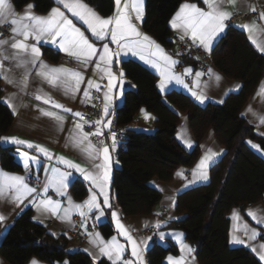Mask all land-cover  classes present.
<instances>
[{
    "label": "trees",
    "instance_id": "1",
    "mask_svg": "<svg viewBox=\"0 0 264 264\" xmlns=\"http://www.w3.org/2000/svg\"><path fill=\"white\" fill-rule=\"evenodd\" d=\"M17 9L26 4L35 5L38 13H47L54 0H11ZM103 17L115 10L114 0H83ZM186 0H146L143 30L164 48L174 47V34L170 21L178 7ZM195 1V0H192ZM44 56L58 62L61 55L45 47ZM214 65L227 78L242 83L238 93L230 94L222 104L200 106L181 91L162 94L158 78L147 67L135 60L121 64L126 77L133 83L116 108L117 125L124 131L125 150L117 154L118 166L112 177L115 198L127 217L152 213L161 199V193L151 187L153 179L172 180L179 168L194 166L201 154V142L213 131L227 153L210 170V182L181 193L177 198L178 219L167 227L180 230L186 240L196 247L200 264H262L245 247L233 248L229 243V212L232 208L244 209L264 197V159L250 146L256 143L264 150V138L242 116V110L264 79V56L251 44L246 33L230 26L212 52ZM0 78V138L9 132L14 115L2 101ZM145 108L156 117L153 133L131 128L139 111ZM187 115L191 131L197 141L194 149L185 150L176 134L181 117ZM13 147L0 145V165L11 173H21L23 167L15 159ZM71 192L83 200L87 188L76 181ZM99 228L106 237L114 234L108 215ZM70 240L53 236L47 228L32 218L31 210L22 213L9 228L0 243V256L8 264H28L37 258L49 264L68 261L69 264L95 263L83 251L70 252ZM174 244L162 246L154 242L147 252L149 264H166L169 254H177Z\"/></svg>",
    "mask_w": 264,
    "mask_h": 264
},
{
    "label": "snow or ice",
    "instance_id": "2",
    "mask_svg": "<svg viewBox=\"0 0 264 264\" xmlns=\"http://www.w3.org/2000/svg\"><path fill=\"white\" fill-rule=\"evenodd\" d=\"M58 5H62L67 9L71 16L76 20L82 22L95 41H102L103 44L98 48L95 42L90 41V38L85 35V31L78 27L73 19H70L60 7H54L49 14L45 16H37L32 13L35 7L33 4H28L25 14H17L10 0H0V24L10 22L13 27L11 29L12 39L0 40V78L5 79L9 84H14L24 92L28 86V78L31 75V68H36V76L41 78L50 87L56 89H63L64 94H71L75 96L80 92L81 85L85 83V77L80 71L71 70L63 66L59 68L51 67L44 63L40 57L42 55L40 45L42 42H51L56 45L61 51L67 55L74 57L80 64H83L85 69L94 61V68L96 71L102 73L100 79L107 78L106 91L103 93L104 99V116L109 115L110 107L113 102V95L122 94L124 85V72L121 70L117 73L113 72V60L116 58V63H119L121 53L133 57H139L145 64H149L152 68L156 69L161 75V83L159 85L163 91L169 83L175 81L176 84L182 85L184 88L189 89L191 95L196 98L201 104L205 102L208 97L204 91L197 92L190 88L184 81V76L192 74L191 68H185L183 76L177 75L173 71L174 67L179 61L173 59L170 55L147 35L142 34L137 26L132 22L135 14L137 21H142L143 17V0H115L116 10L111 17L103 18L98 15L82 0H56ZM207 10H203L196 4L184 3L180 6L179 11L176 13L173 20L170 22L173 29H179L182 32L180 39L183 40L185 36L189 37L194 44L201 46L205 51H209L213 43L217 41L225 28V21L230 19L232 13L224 10L225 3L235 4V0H203ZM256 9L253 7L252 11ZM259 19L264 20V12L259 14ZM246 31L252 33L255 29L254 23L245 24L242 26ZM252 43L256 45L257 49L264 53V44L258 43L252 35L249 36ZM32 40L34 43H29ZM109 43L117 46L116 51L109 47ZM5 46L15 50L9 53ZM147 53V56L145 55ZM8 60L10 63L14 62V67L24 68L23 78L16 81L13 77L7 75L9 69L4 68L3 61ZM31 65V68L28 66ZM38 65V67H37ZM210 76L214 75L216 82L221 80L218 74H214L212 69H208ZM204 75L202 72L195 73V87H200V78ZM87 87L84 89L81 103L90 101L93 97L90 94V89L95 88L97 92L101 91V85L95 80L89 79L86 81ZM206 87V85H205ZM239 88L240 86H236ZM258 94L264 95V85L261 86ZM35 99L42 101L44 104H51L56 109H61L64 112L72 113L73 116L78 117L84 123L76 122L75 129L79 130L78 134H74L70 139L72 143L81 147V151L86 155L90 161H101L94 163L91 168L82 167L80 164L65 158L64 156L56 157L58 163H62L67 169L74 170L83 176V179L90 182V196L83 204H75L68 198L69 208L61 209L59 201H53L47 196L49 187H54L56 192L60 195H65V190L68 188L73 171H61L58 168L52 169L53 177L45 184L43 193L37 194V199L30 201L37 209L38 212L51 213L57 219L71 224V210H76L82 221H86L88 214L96 211V221H100L104 217V208H110L108 187L111 179L113 169V161L111 158V151H115L116 135L111 134L112 145L108 146L100 141V147L94 145L89 139L90 136H103L104 132L102 127L111 126V120L105 123L103 119L95 121V132H84V124L90 122L85 119L81 112H72V109L65 107L63 104L56 102L51 95L44 93L43 89H37ZM5 103L13 108L15 114L16 108L12 103L10 97L5 98ZM94 107V105H93ZM143 111V110H142ZM249 111L251 109L249 108ZM42 115L51 117L58 122L59 126L63 125L64 117L52 111L41 110ZM145 119H149L145 114ZM260 124L264 125V118L260 119ZM179 138V137H178ZM8 143L14 145H24L28 149H35L36 152L43 154L47 159H53V155L49 149L40 145L34 144L29 141L18 139L16 137L0 138ZM85 142H87L85 144ZM186 147L191 148L193 142L190 139H184ZM251 143V141H249ZM252 147L259 150V146L252 144ZM223 154L220 152L208 149L206 154L199 160L196 169L193 171V180L190 183H195L196 180L207 181L209 179L208 170L216 159ZM21 156L24 157V168L29 169V162H38V157L30 155L28 152H22ZM118 164V161L116 162ZM47 171V170H46ZM182 176L183 173H177ZM187 187V185H185ZM8 192L12 193L11 199L19 206L23 203L24 199L36 193L35 188L29 187L26 183V177L18 175H8L0 171V199L5 198ZM98 196L103 197L102 204L98 200ZM175 201H173V206ZM87 209V212L83 211ZM62 211V215L60 214ZM159 215V213H157ZM256 223L264 225V213L249 210L247 213ZM112 220L115 223L116 230L119 236L131 245V254L136 258L135 261L131 259H124L125 244L120 243L116 236L111 237L110 240L105 241L99 233L90 234L89 243L93 247L99 249V255L106 257L111 264H143V256L141 245H146L148 239H141L139 243L133 239L130 230L119 219L118 213L113 211L111 213ZM234 219H239V216L233 213ZM5 216L0 215V221H3ZM147 226V225H146ZM81 227L87 231L86 223H82ZM155 227L159 229L161 224L157 222ZM238 230V229H237ZM244 235L248 237V241L255 240L260 235L255 229H249L247 224L243 225ZM160 240L166 238L165 234L161 232ZM177 243L180 244L182 256L179 259L168 258V264H187L186 257L191 255L193 249L184 244L181 240L183 234H169ZM248 241L232 235V244H243L250 246ZM251 250L257 254L259 260L264 264V243L252 247ZM90 255L93 253L89 252ZM97 257L94 256V259ZM195 257H192L194 260ZM32 264H37L35 260ZM67 264V262H65Z\"/></svg>",
    "mask_w": 264,
    "mask_h": 264
},
{
    "label": "crops",
    "instance_id": "3",
    "mask_svg": "<svg viewBox=\"0 0 264 264\" xmlns=\"http://www.w3.org/2000/svg\"><path fill=\"white\" fill-rule=\"evenodd\" d=\"M54 2H55V5L52 8L60 7L61 10L65 12V15H67L70 19H73V22L78 27H81L82 31H85V35L90 38V41L95 42L98 48L102 46L103 42L95 41V38L91 36V33L87 31L86 26H84L82 22L72 17L71 13H69L67 9H64L62 5H58L56 3V0H54ZM82 2L87 4L83 0ZM123 2L124 0H122V5H123ZM10 3L12 4L13 9L17 14L19 15L25 14L28 4H26L21 9H17L11 0H10ZM184 3L196 4L201 9L205 11L207 10V7L203 3V0H195V1L186 0L182 2L180 6ZM29 4H32V3H29ZM180 6L178 7L176 12L172 16L171 21L175 17L176 13L179 11ZM253 7L256 9L255 11H252ZM51 9L47 13H44V14L38 13L35 10V7L31 11L33 14L37 16L46 17L51 11ZM115 10H116V4H115ZM224 10L232 13V15L230 19L225 21V24L227 25L225 30L222 33H220V36L217 38V41L213 43V46L211 47L209 51H205L203 47L198 46L197 44H194L192 40L187 36H185L184 39H188L194 46L202 48L206 53L212 54V52L217 47L219 41L221 40V38L226 33L227 29L230 26H234V27H237L243 30L246 33L248 39H249V36L252 35L253 38L256 39L258 43L264 44V20L259 19V14L261 12H264V0H255V2H249L248 0H235V4L225 3ZM94 11L98 15H100L96 10ZM145 15H146V0H143L142 21H137L135 19V14L132 13V16H133L132 22L137 26L138 30L142 34L150 37L143 30V21H144ZM100 16L103 17L102 15ZM103 18H108V17H103ZM257 18L258 20L256 21ZM249 23H254L256 26L252 33H249L242 27L243 25L249 24ZM0 25L8 26L10 30L9 34L1 36L0 40L10 41L12 39L11 29L13 25L10 22H5ZM170 26H171V23H170ZM172 30L174 34V39H173L174 47L171 50L164 48L161 44H159L152 37L150 38L154 40L157 44H159L165 53L170 55L173 59L179 61L180 59L177 55V48H178V40L180 39L182 32L179 29L172 28ZM249 41L257 49L256 45L252 43V40L249 39ZM29 43H34V41L30 40ZM38 46L40 47V50L42 53L40 59L44 63H46L47 65L51 67H55V68H59L63 66L71 70L80 71L85 77V83L81 85L80 92L76 93L75 96H72L71 94L65 95L63 89L52 88L46 82L42 81L41 78L37 77L36 76L37 69L31 68V65L28 66L29 68H31V75L28 78V86H27L26 91L24 92L20 91V88L18 86L14 84H9L5 81V79L1 78L2 91H3L2 101L4 104L8 106V108L14 115V122L9 132L4 134L1 138L16 137L18 139L29 141L34 144H40L48 148L54 158L49 160L43 154L36 152L35 149H28L24 145L17 146V145L8 143L4 140H0V145L4 147L15 148L16 150L15 159L23 167V171L21 173H11V172L5 171L0 165V171L8 175H18V176L26 177V183H28L29 187L35 188L37 190L36 193H33L31 196L25 198L23 203L19 204V206H17V204L11 199V196H12L11 192H8L5 198L0 199V215L5 216V219L3 221H0V243L2 242L9 228L14 224L15 220L25 211L31 210L33 220L37 223L44 225L51 235L56 236V237L65 236L70 240V245L68 249L70 252L83 251L86 254H88L95 263H98L100 261H107L108 263L111 264V262L106 257L99 255V249L97 247H93V245L89 243L90 234L99 233L100 236L105 241H108L111 239V237L116 236L117 239L120 241V243L125 244L126 246L125 252H124V259L125 260L131 259L135 261L136 258L133 257L131 254V245L128 244V242L124 240L122 236L118 235V232L115 227V223L111 217V213L115 211L118 213V216L121 222L126 227H128V229L130 230V234L132 235L133 239H135L138 243L141 239L151 238V239H148V242L146 245H141L143 264H149L148 258H147V252L154 242H158L162 246H168L169 244H174L177 246L178 248L177 254L167 255L165 259L166 264H168L169 257H172L173 259H179L182 256L180 244L177 243L176 240L173 239L172 236L169 235L173 233L183 234L181 237L182 242L184 244H187L193 249V252L191 253V255L186 257L187 264H200L196 256V247L186 240L185 235L182 231L168 228L167 225L170 222L178 219V215L176 212L178 196L181 193L189 189H192L200 185L208 184L210 182L211 167L217 161L223 158V156L227 153V149L218 141L213 131L208 132V134L205 136V138L201 142V145H200L201 154L198 160L196 161V163L194 164V166L190 168H179L175 172L172 180L169 182L157 181L155 179L149 182V185L151 187L157 189L161 193V199L159 203L154 207L152 213L149 215L127 217L123 214L120 207L118 206L116 202V198H115V192L112 187V177H113L115 169L117 168L119 164V163L118 164L116 163L117 162L116 150L111 151L110 153L112 161H113V169H112L111 179L109 181V187H108L109 201H110L111 207L104 208L105 215L104 217H101L100 221L95 220V216L97 215L95 210H93L92 213L88 214V218L86 219V221L81 220V217L76 210H71V224H69L67 222L62 221L61 219H57V217L51 215V213L38 212L36 207L30 202L33 199L38 198L37 197L38 193L42 195L45 184L53 177L52 169L58 168L61 171H73V177L71 178V182L68 188L65 190V195H60L56 192L54 187H49L47 196L51 198L53 201H59L61 203L62 210L69 208L68 198H71V201L74 202L75 204H83V202L87 200L90 196V191H89L90 186H91L90 182L84 180L83 176H81L79 173H76L74 170L67 169L64 164L58 163L56 157L64 156L65 158L72 160L75 163L80 164L82 167H85V168H91L94 163L101 162L99 160H96V161L88 160L86 158V155L81 151V147L75 146L72 143V140L70 139L74 134H78V131H79L75 129V123L80 122L83 124V122L80 121L78 117L73 116L72 113L64 112L61 109L54 108L51 104H44L42 101L36 100L35 94H36L37 89L42 88L44 93L51 95V97L56 102L61 103L65 107L72 109V112L83 113L85 105L89 103V101L85 103H81V100L83 99L82 93L84 89L87 87L86 81L89 79H92L98 82L101 85V89L103 90V93L104 91L107 90L105 86L108 83L107 78H104L102 80L100 79V76L102 75V73L95 70L94 61L88 65L87 69H85L83 64H80L74 57H71L67 55L66 53H64L63 51H61L56 45H53L51 42H42ZM5 47L7 48V51L9 53H11L12 51H15L8 46H5ZM45 47L52 48L54 51L60 53L61 57L58 62H52L44 56L43 50ZM109 47L113 51H116L117 49V46L115 44L109 43ZM260 53L264 56V53L262 52ZM145 55L147 56V53H145ZM126 60H135L139 62L140 64L144 65L145 67H147L154 75L157 76L158 87H159L161 83L160 73L157 72L156 69L152 68L149 64H145L143 60L139 59V57H133L130 53L126 56L121 53L119 57V63H116V58H114L113 72L117 74L121 70L124 72V70L121 67V64L123 61H126ZM3 64H4L5 69H9V71L7 72V75L13 77L16 81L22 80L23 73L25 71L24 68H16L14 67V62L10 63L8 60H4ZM176 66L174 67L173 71L175 72V74L182 75V76H183L185 68L192 69L191 75L184 76L185 83H187L190 88H193L197 92H200L201 90H203L205 95L208 97V99H206L205 102L201 104L198 100H196L194 96L191 95V92L189 91V89L184 88L182 85L176 84L175 81H172L171 83H169L163 91H161L159 87V90L162 94H166L170 91L176 90V91H181L184 94L190 96L200 106H205L209 103L219 105V104H222L230 94L238 93L242 88L241 82L234 81V80L227 78L220 70L217 69V67L214 64L209 66L208 69H212L214 74H218L221 77V80L219 82L215 81L214 75L210 76L208 74V70L206 72H202L199 69H197L194 59H188L187 64L185 65L184 69L181 72L176 71ZM196 72L204 73V75L200 78L199 88L195 87V81H196L195 73ZM262 85H264V79L260 81L256 90L250 97L249 101L244 106L242 110V116L255 129V131L264 138V125L260 124V119L264 118V95L258 94ZM236 86H240V87L237 88ZM133 87H134L133 83L126 77V75H124V85H123L122 94L113 95V102H112V106L110 107L109 115L107 117L103 115V117L101 118L104 120L105 123L109 119L111 120V123H112V116L116 112V108L122 104L126 90L128 88H133ZM89 91L92 96L95 91V88L90 89ZM6 97H10L12 99V103L16 108L15 114L13 112V108L9 107L8 103L4 102ZM249 108L251 109V111H249ZM41 110L56 112L57 114L63 116L64 117L63 125L59 126L58 122L55 121L53 118L42 115ZM145 114H147L149 119H145ZM101 127H102V130L109 129L108 127H103V126ZM131 128L139 132L153 133L156 128V117L151 112L147 111L145 108H142L137 114L135 121L132 124ZM83 131L86 132L84 128H83ZM176 137L185 150L191 151L192 149L195 148L197 141L191 131L190 122H189L187 115H183L181 117L180 126L178 128ZM184 139H190L193 142L191 148H188L185 146L183 142ZM86 143L87 142H85V144ZM252 144H256V143L251 142L249 143V146L258 155H260L264 159V150H262L260 147H259V150L253 148ZM105 145L111 146L109 141H107ZM96 146L100 147L99 145H96ZM208 149H212L213 151H216V152H220L221 150H223V154L220 155L216 159L215 163L210 166L208 170L209 179L207 181L196 180L195 183H190L193 180V175H192L193 171L196 169V166L199 160L206 154ZM22 152H28L30 155H34L38 157V162H31V161L29 162L28 170H25L24 168L23 161L25 158L21 156ZM177 173H183V175L178 176ZM32 179H35L37 181V184L33 183L31 181ZM76 181L83 182L87 188V194L83 200H77L71 192V187ZM185 185H187V187H185ZM98 200L102 204L103 197L98 196ZM173 201H175L174 206H173ZM249 210L257 211L258 213H264V197L259 202L250 204L246 206L244 209L234 207L230 210L229 215H228L229 220H230L229 243H230V246L233 248H238V247L248 248L259 260L257 254L254 253L251 250V248L264 243V225H260L256 223L250 216H248L247 213L249 212ZM83 211L87 212V209H83ZM163 211H166V213L162 214ZM234 211L239 216L238 220L233 218ZM157 213H159V215H157ZM60 214L62 215V211ZM108 215L111 219V222L114 228V234L110 237H106L102 233L101 229L99 228V226L107 220ZM76 219H79V221H76ZM157 222L161 224V227L159 229L155 227V224ZM82 223H86L87 231H85V228L81 227ZM89 223L94 224L95 227H93L92 229H89L88 227ZM244 224H247L249 229H255L256 231H258L260 235L257 236L255 240L248 241V237L245 236L243 232ZM76 227H80L83 230V233H84L83 238L78 237L74 234ZM161 232H163L166 236V238L163 241L160 240L159 234ZM232 235H236L238 237L245 239L246 241H248L250 246H245L243 244H232L230 242ZM89 252L93 253V255H90ZM94 256H96L97 258L94 259ZM192 257H195V259L192 260ZM33 260H35L37 264H49L37 258L31 259L28 264H32ZM65 262L69 264L68 261L56 262L54 264H65ZM0 264H8V263L0 256Z\"/></svg>",
    "mask_w": 264,
    "mask_h": 264
},
{
    "label": "built area",
    "instance_id": "4",
    "mask_svg": "<svg viewBox=\"0 0 264 264\" xmlns=\"http://www.w3.org/2000/svg\"><path fill=\"white\" fill-rule=\"evenodd\" d=\"M248 1L255 2V0ZM257 20L258 18L256 19V21ZM9 31L10 30L8 26L0 25V37L9 34ZM177 55L180 59L179 63L176 66V71L178 72H181L184 69L188 59H194L196 68L202 72H206L209 66L214 64L211 54L206 53L200 47L194 46L188 39L178 40ZM92 97L93 98L89 101V103L85 105L84 111L82 113L85 119L90 122L89 124H84L85 131L89 133L96 131L95 121L100 120L104 115L103 109L105 102L103 99V90L101 89V91L99 92L95 90ZM103 132V136H90L89 139L92 143L99 146H101L100 141H103L104 144L109 141L110 145H112L111 134L115 133L117 144L116 154H118L122 150H125L126 144L124 141V131L117 125L116 112L112 116V123L110 128L107 130H103ZM31 181L37 184V181L35 179H32ZM165 213L166 211L162 212V214ZM76 221H79V219H76ZM88 227L89 229H92L93 227H95V225L89 223ZM74 234L81 238L84 237L83 230L80 227H76Z\"/></svg>",
    "mask_w": 264,
    "mask_h": 264
}]
</instances>
